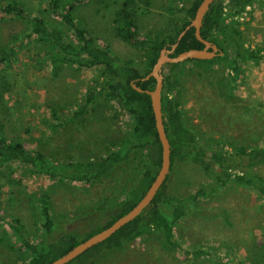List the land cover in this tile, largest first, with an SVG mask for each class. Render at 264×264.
Here are the masks:
<instances>
[{"label": "rangeland", "instance_id": "rangeland-1", "mask_svg": "<svg viewBox=\"0 0 264 264\" xmlns=\"http://www.w3.org/2000/svg\"><path fill=\"white\" fill-rule=\"evenodd\" d=\"M44 1L22 0L31 10L44 7ZM122 3H128L139 40H145L164 35L179 7L189 0H85L75 9V15L102 46L143 73L146 48L120 36L116 29L115 13ZM48 19L63 27L61 18L52 12H48ZM240 27L247 43L264 45V8H250ZM26 28L27 22L21 18L0 17V47L13 46L16 54L9 66L0 68V85L9 90L5 102L2 99L5 104L0 106V132L27 147H39L57 160L93 158L116 147L133 120L117 102L98 98L85 113L74 117L87 86L102 80V70L53 66L37 42L20 39ZM226 48L230 50L231 45ZM212 59L207 64L184 60L174 72L180 82L178 96L188 126L201 142L232 151L237 145L261 143L264 59H246L232 72L225 58ZM167 68L164 66L163 72ZM51 107L65 123L57 124L52 119ZM209 157L208 151L206 159ZM147 159L145 149H138L132 162L93 183L20 177L15 164L3 165L0 208L19 218L34 242L64 230L83 234L93 214L105 219L98 207H111L124 190L126 175L139 174ZM134 166L138 168L134 170ZM213 178L195 161L175 158L168 188L171 194L185 198V214L175 225L179 245L170 246L153 232L92 256L85 264H264V197L246 185H217ZM200 187L205 191L191 198ZM41 193L48 194L54 222L50 233H46L38 204ZM161 206L169 209L166 204ZM7 232L9 227L0 221V264H24L29 254ZM198 249L205 253L198 257L190 254Z\"/></svg>", "mask_w": 264, "mask_h": 264}, {"label": "trees", "instance_id": "trees-1", "mask_svg": "<svg viewBox=\"0 0 264 264\" xmlns=\"http://www.w3.org/2000/svg\"><path fill=\"white\" fill-rule=\"evenodd\" d=\"M84 1L45 0V8L31 10L25 7L22 0H0V17L10 15L25 20L27 28L19 36L20 39L37 42L53 66L77 65L83 69H101L102 80L87 86L83 104L74 112V117L85 113L89 105L98 98L111 99L133 119L128 134L116 147L96 157L57 160L49 157L39 147H27L0 132V166L15 164V173L17 172L16 175L20 177L61 180L68 183L86 180L93 183L110 176L116 168L132 162V156L138 149L144 148L148 159L138 169L139 174L126 175L124 190L111 207H98V213L101 212L100 215H104L105 219L93 214L83 234L79 231L64 230L55 237L42 238L34 242L26 235L20 219L0 208V221L9 227L7 233L12 235L29 254L24 264H49L83 239L110 225L129 211L145 194L161 165V145L154 124L150 95L133 88L131 81L134 80L143 88L154 87L153 77L147 80H142V77L150 71L162 47H169L177 41L179 33L193 19L201 0H189L187 5H181L173 16L172 27L164 35H155L145 40L138 38L137 24L127 8L128 3H122L117 9L114 19L117 32L127 40L139 42L147 50L146 69L143 73L135 64L120 61L84 26L75 15V9ZM250 8H264V0H215L202 22V36L221 48L223 55L219 54L216 57L226 59L229 72L238 70L246 59H255L257 62L264 59V45L252 46L247 43L244 31L240 27ZM48 12L60 17L67 31L62 25L52 23L48 19ZM229 45L230 50L226 48ZM203 46L195 35L194 27H190L180 38L172 55ZM15 56L13 46L0 47V68L9 66L16 59ZM185 61L207 64L213 59L188 58ZM181 63H167L168 68L164 72L162 109L172 149L171 168L165 182L150 205L133 220L66 264H85L92 256L118 249L129 241L144 238L153 232L159 233L166 244L179 245L175 225L185 214V198L171 194L168 188L175 158L195 161L210 175H214L213 181L217 185L229 183L246 185L264 197V139L252 146L237 145L234 151L224 146L201 142L188 126L178 96L180 82L174 72ZM0 90L1 106L5 104L2 99L9 90L3 89L1 85ZM3 101L5 102V99ZM51 109L52 119L56 120L57 124L65 123L56 113V109L54 107ZM208 151L210 157L206 159ZM134 167V170L138 168ZM12 180H15V177ZM214 189L215 187L211 188ZM204 191L205 188L200 187L191 198H196ZM37 199L46 233H50L54 228V222L51 218L48 194L41 193ZM162 204H166L169 209L164 210ZM203 253H205L203 249H198L190 254L198 257Z\"/></svg>", "mask_w": 264, "mask_h": 264}, {"label": "water", "instance_id": "water-1", "mask_svg": "<svg viewBox=\"0 0 264 264\" xmlns=\"http://www.w3.org/2000/svg\"><path fill=\"white\" fill-rule=\"evenodd\" d=\"M214 1L215 0H201L196 8L193 19L179 33L177 41L172 43L169 47H162V49L160 50V54L151 67L150 71L142 77V80H147L150 77H153L155 81L153 88H143L139 86L134 80L131 81V85L133 86V88L140 92H146L150 95L151 107L154 114V124L161 145V165L152 183L150 184L142 198L129 211L119 216L110 225L83 239L78 244L70 248L67 252L51 261L49 264H66L94 245L110 237L119 228L139 215L143 211V209L148 207L155 197L157 191L165 182L171 168L172 149L165 128V119L162 109V90L164 85L163 68L167 63L182 62L188 58L211 59L219 54H222L221 48L215 42L204 38L201 34V26L204 16L208 12L211 4ZM190 27H194L196 37L204 44V46L202 48H189L173 56L172 53L176 49L180 38Z\"/></svg>", "mask_w": 264, "mask_h": 264}]
</instances>
